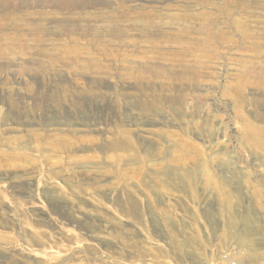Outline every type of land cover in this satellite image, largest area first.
<instances>
[{
	"label": "rangeland",
	"instance_id": "obj_1",
	"mask_svg": "<svg viewBox=\"0 0 264 264\" xmlns=\"http://www.w3.org/2000/svg\"><path fill=\"white\" fill-rule=\"evenodd\" d=\"M264 264V0H0V264Z\"/></svg>",
	"mask_w": 264,
	"mask_h": 264
},
{
	"label": "bare ground",
	"instance_id": "obj_2",
	"mask_svg": "<svg viewBox=\"0 0 264 264\" xmlns=\"http://www.w3.org/2000/svg\"><path fill=\"white\" fill-rule=\"evenodd\" d=\"M227 264H229L230 263V259L228 258V259H226V260H224Z\"/></svg>",
	"mask_w": 264,
	"mask_h": 264
},
{
	"label": "built area",
	"instance_id": "obj_3",
	"mask_svg": "<svg viewBox=\"0 0 264 264\" xmlns=\"http://www.w3.org/2000/svg\"><path fill=\"white\" fill-rule=\"evenodd\" d=\"M233 264H238V263H233Z\"/></svg>",
	"mask_w": 264,
	"mask_h": 264
}]
</instances>
